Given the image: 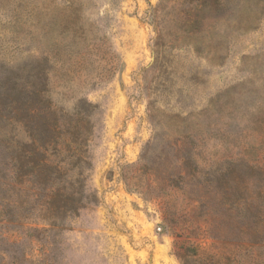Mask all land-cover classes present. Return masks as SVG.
Returning a JSON list of instances; mask_svg holds the SVG:
<instances>
[{
  "label": "rangeland",
  "instance_id": "obj_1",
  "mask_svg": "<svg viewBox=\"0 0 264 264\" xmlns=\"http://www.w3.org/2000/svg\"><path fill=\"white\" fill-rule=\"evenodd\" d=\"M161 3L0 0V264H180V245L212 252L214 236H238L228 206L264 238V0H212L200 54L169 48L186 4ZM34 142L68 164L78 199L55 225L29 170ZM182 149L196 178L163 196L150 167Z\"/></svg>",
  "mask_w": 264,
  "mask_h": 264
},
{
  "label": "trees",
  "instance_id": "obj_2",
  "mask_svg": "<svg viewBox=\"0 0 264 264\" xmlns=\"http://www.w3.org/2000/svg\"><path fill=\"white\" fill-rule=\"evenodd\" d=\"M163 2L165 0H162V5H159L162 10H164ZM184 4H186V8L181 11L185 13V18H183L184 23L180 28L184 33L174 34L171 42L173 46H169V48L176 49L181 43H184V45L194 48L196 53H203L205 47L199 40V34L203 22L212 20L208 13H203L212 5V0H185L184 2L175 0L173 8L177 9L178 6H183ZM70 5H73V2H70ZM183 26L185 29H183ZM170 36L169 33H163V30L160 31L155 43V64H166V39ZM201 37H203L202 34ZM71 117L73 119L79 118V114H73ZM150 117L152 121H155L153 116L150 115ZM80 123L78 119L71 120L69 123L70 127L67 134L73 139L82 135L84 126ZM55 133L57 135L60 134L57 126L55 127ZM155 139L157 137H154ZM180 139L175 140V145L179 143L185 145V142L180 141ZM28 156L31 174L45 187L41 204L44 221L50 222V225H55L56 221L64 218L68 211V206L71 203L78 202V199H75L68 186V164L65 162H52L47 155L46 146L36 142L30 146ZM164 157L163 165L152 164L149 173L152 181L155 182L160 190L164 191L162 195L166 196L169 190L183 186L184 181L188 178H196V167H194V154L190 150L182 149L175 156L165 154ZM81 161L78 160V164ZM248 186L249 180H246L244 190L247 193ZM252 206V203L248 204V207L252 208ZM233 213L231 206H228L223 216L229 221L232 231L238 233L236 238L214 236L211 245L212 252L203 248L200 244L188 243L187 245H180L174 251V255L180 264H264V238H260L262 229L259 225H255L252 222L239 223ZM162 214L166 222L173 223V220H175V216L169 206L162 210ZM215 220H217L216 217L213 218L212 216V223ZM251 234L255 238H247Z\"/></svg>",
  "mask_w": 264,
  "mask_h": 264
}]
</instances>
